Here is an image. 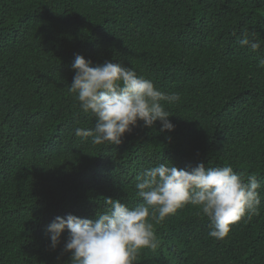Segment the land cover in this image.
I'll list each match as a JSON object with an SVG mask.
<instances>
[{
    "label": "trees",
    "instance_id": "trees-1",
    "mask_svg": "<svg viewBox=\"0 0 264 264\" xmlns=\"http://www.w3.org/2000/svg\"><path fill=\"white\" fill-rule=\"evenodd\" d=\"M245 32L257 52L240 46ZM77 54L178 94L164 104L174 130L138 121L120 145L77 137L95 125L68 92ZM262 59L264 0H0V264H70L67 230L53 250L47 226L95 219L107 198L137 206L136 178L163 162L255 176L259 214L217 240L186 205L154 223L158 247L134 264H264Z\"/></svg>",
    "mask_w": 264,
    "mask_h": 264
},
{
    "label": "clouds",
    "instance_id": "clouds-1",
    "mask_svg": "<svg viewBox=\"0 0 264 264\" xmlns=\"http://www.w3.org/2000/svg\"><path fill=\"white\" fill-rule=\"evenodd\" d=\"M239 44L251 52L261 48V40L249 38L247 32ZM259 66L264 67V59ZM71 67L75 75L68 92L83 113L95 118L93 128L75 127L77 137L88 139L92 145H120L138 121L144 128H152L159 121L161 133L174 130L164 104L176 103L178 94L162 92L150 79L120 63L105 61L93 66L91 60L77 54ZM260 188L255 176L245 182L231 166L205 167L200 163L178 169L163 162L136 178V196L142 200L137 206L130 208L107 198V210L97 213L95 219L58 216L46 231L55 250L61 233L67 230L63 252L70 254V264H134L142 249L158 247L154 223L186 205L198 208V214L208 219L210 237L224 239L232 225L245 216L251 219L259 214Z\"/></svg>",
    "mask_w": 264,
    "mask_h": 264
}]
</instances>
